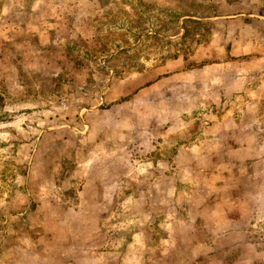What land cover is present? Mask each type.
I'll use <instances>...</instances> for the list:
<instances>
[{
  "label": "rangeland",
  "instance_id": "1",
  "mask_svg": "<svg viewBox=\"0 0 264 264\" xmlns=\"http://www.w3.org/2000/svg\"><path fill=\"white\" fill-rule=\"evenodd\" d=\"M0 264H264V0H0Z\"/></svg>",
  "mask_w": 264,
  "mask_h": 264
}]
</instances>
